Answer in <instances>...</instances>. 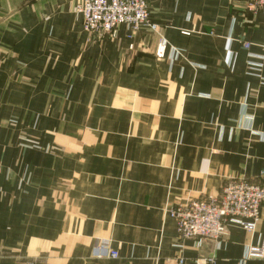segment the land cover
Instances as JSON below:
<instances>
[{
  "label": "crops",
  "instance_id": "obj_1",
  "mask_svg": "<svg viewBox=\"0 0 264 264\" xmlns=\"http://www.w3.org/2000/svg\"><path fill=\"white\" fill-rule=\"evenodd\" d=\"M249 1L146 0L159 30L112 37L84 30L80 0H0V105L48 124L54 145L23 150L0 130V264H264L245 258L264 207L255 232L230 224L219 241L180 240L166 213L232 181L264 185V15ZM64 106L93 107L83 121L97 125L79 146L69 134L62 161ZM100 238L117 259L92 256ZM47 243L56 262L33 261Z\"/></svg>",
  "mask_w": 264,
  "mask_h": 264
},
{
  "label": "built area",
  "instance_id": "obj_2",
  "mask_svg": "<svg viewBox=\"0 0 264 264\" xmlns=\"http://www.w3.org/2000/svg\"><path fill=\"white\" fill-rule=\"evenodd\" d=\"M248 8L264 15V0H250ZM82 17L83 28L95 36H116L121 27L132 34L141 30L157 32L150 8L145 0H80L76 8ZM245 49L251 43L244 42ZM264 48V47H263ZM252 68H261V62L251 61ZM264 82V79H262ZM264 207V185L232 181L217 196H206L172 207L168 214L176 222L178 237L182 241H219L227 227L235 224L247 232H255ZM97 259H117L119 254L108 240H101L92 250ZM246 260L264 261V239L260 246L246 249ZM182 264L183 260H179ZM198 264H214V260H200Z\"/></svg>",
  "mask_w": 264,
  "mask_h": 264
},
{
  "label": "rangeland",
  "instance_id": "obj_3",
  "mask_svg": "<svg viewBox=\"0 0 264 264\" xmlns=\"http://www.w3.org/2000/svg\"><path fill=\"white\" fill-rule=\"evenodd\" d=\"M186 34L189 35V33H186ZM161 44H162V41L160 40L159 45H161ZM0 104H1V101H0ZM19 109H21V108H17L14 106L7 105L6 102H3L2 105H0V111L3 114H5V113L11 114V116L13 117L12 120L16 121V123H12L13 126L9 125V127H8L7 123L0 124V130H1V128L4 127L7 130L12 128L11 130H16L17 132H19L20 138H17L16 141H17L18 145L23 148V150H25V148H40V149H45L46 151L52 150V147L54 145L48 144L49 139L46 137H44V139L41 138L43 133H45V135H48L47 131L52 130V129H48L46 131V127L48 126V124H43V123L39 124V121L37 120V118H34V122H30L26 119L29 117H26V118L23 116L20 117V115L16 114L17 110H19ZM73 112H75V115L77 118L76 123L71 121V118H72L71 116H72ZM93 112H94L93 107H88V108L76 107V109L73 107H68V106L61 107L60 149H61V160L62 161L67 160L66 157L68 156V152H69L68 151V146H69L68 136H69V134H74V133L77 134V137H78V139H77L78 145L77 146H79L80 143L83 141V139L79 138L81 132H84L88 129H93V128H91L92 125H97V124H89V123L87 124L86 122L83 121L84 118H86L87 114L91 115V114H93ZM50 126H52V124H50ZM42 130H44V131H42ZM35 132H38V133L35 134ZM38 134H40V135H38ZM50 142L52 143L51 140H50ZM56 143L57 142L55 141V144ZM56 148H57V146L55 145V149ZM67 189H68V186H62V191H65ZM62 198H63V195H62ZM181 205H183V204H181ZM177 206H179V205H177ZM172 207H176V206H172ZM172 207L170 206L166 209L167 214H168V210ZM64 219L65 218L61 219V225L62 226H63ZM70 222H71V220L69 218L68 223H70ZM44 237L45 238H54L52 236H50V237L44 236ZM63 239L66 240L65 243H67V244L69 243L68 237L63 238ZM101 240H103V239H101V238L98 239L94 243L93 248L95 247L96 244L100 243ZM51 249H52V246L49 243L45 244V252L41 253V254L35 253L34 254L35 257H34L33 261H35V262L36 261H38V262H56L52 258L48 257ZM10 254H13V262H24V260L22 259V255H20L19 253L10 252ZM67 254L68 253H66V255ZM0 256H2L4 258L6 255L3 253V254H0ZM36 257H38V258H36ZM100 260H102V259H100ZM59 262H64V260H60Z\"/></svg>",
  "mask_w": 264,
  "mask_h": 264
}]
</instances>
